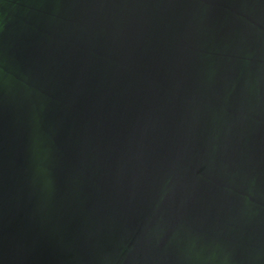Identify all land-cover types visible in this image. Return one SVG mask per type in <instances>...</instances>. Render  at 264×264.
Returning a JSON list of instances; mask_svg holds the SVG:
<instances>
[{"label":"water","instance_id":"water-1","mask_svg":"<svg viewBox=\"0 0 264 264\" xmlns=\"http://www.w3.org/2000/svg\"><path fill=\"white\" fill-rule=\"evenodd\" d=\"M0 264H264V0H0Z\"/></svg>","mask_w":264,"mask_h":264}]
</instances>
